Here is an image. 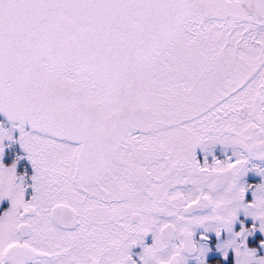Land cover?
Here are the masks:
<instances>
[{"label":"snow or ice","instance_id":"1","mask_svg":"<svg viewBox=\"0 0 264 264\" xmlns=\"http://www.w3.org/2000/svg\"><path fill=\"white\" fill-rule=\"evenodd\" d=\"M0 264H264V0H0Z\"/></svg>","mask_w":264,"mask_h":264}]
</instances>
